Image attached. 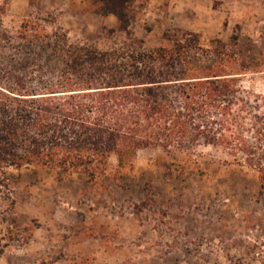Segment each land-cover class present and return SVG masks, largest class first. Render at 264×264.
Segmentation results:
<instances>
[{"label": "trees", "instance_id": "trees-1", "mask_svg": "<svg viewBox=\"0 0 264 264\" xmlns=\"http://www.w3.org/2000/svg\"><path fill=\"white\" fill-rule=\"evenodd\" d=\"M84 1L93 14L115 17L84 40L72 39L42 0H28L17 25L0 4L1 173L29 166L100 184L119 180L142 149L190 160L210 144L241 155L264 193V98L252 101L239 78L256 43L234 31L229 42L205 44L176 28L147 47L134 32L138 0ZM9 242L0 235V255Z\"/></svg>", "mask_w": 264, "mask_h": 264}, {"label": "rangeland", "instance_id": "rangeland-1", "mask_svg": "<svg viewBox=\"0 0 264 264\" xmlns=\"http://www.w3.org/2000/svg\"><path fill=\"white\" fill-rule=\"evenodd\" d=\"M3 2L6 23L19 24L28 0ZM42 6L72 39L95 37L102 19L115 24L84 0H42ZM136 8L134 32L147 47L176 28L199 33L205 44L229 42L234 31L255 42L252 68L239 78L252 101L264 98V0H138ZM246 138L252 142L254 134ZM4 171L0 235L10 242L0 264H264L258 174L221 146L198 145L190 160L142 149L131 170L100 184L82 173Z\"/></svg>", "mask_w": 264, "mask_h": 264}]
</instances>
